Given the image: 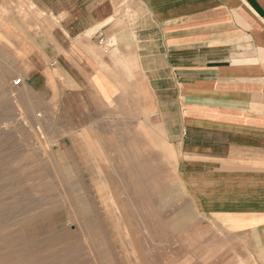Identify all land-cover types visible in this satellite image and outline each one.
<instances>
[{"label":"crops","instance_id":"0c3cea01","mask_svg":"<svg viewBox=\"0 0 264 264\" xmlns=\"http://www.w3.org/2000/svg\"><path fill=\"white\" fill-rule=\"evenodd\" d=\"M0 6L25 79L138 102L172 145L188 223L219 228L236 264H264V0Z\"/></svg>","mask_w":264,"mask_h":264},{"label":"rangeland","instance_id":"374dc122","mask_svg":"<svg viewBox=\"0 0 264 264\" xmlns=\"http://www.w3.org/2000/svg\"><path fill=\"white\" fill-rule=\"evenodd\" d=\"M5 8L0 264H236L219 228L188 223L172 145L138 102L32 85Z\"/></svg>","mask_w":264,"mask_h":264},{"label":"built area","instance_id":"2783aa9c","mask_svg":"<svg viewBox=\"0 0 264 264\" xmlns=\"http://www.w3.org/2000/svg\"><path fill=\"white\" fill-rule=\"evenodd\" d=\"M15 83H16V84H20V83H21V79L16 80Z\"/></svg>","mask_w":264,"mask_h":264}]
</instances>
